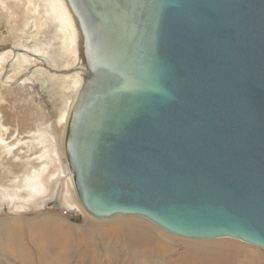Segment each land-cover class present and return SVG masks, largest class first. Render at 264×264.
Returning <instances> with one entry per match:
<instances>
[{
  "label": "water",
  "instance_id": "water-1",
  "mask_svg": "<svg viewBox=\"0 0 264 264\" xmlns=\"http://www.w3.org/2000/svg\"><path fill=\"white\" fill-rule=\"evenodd\" d=\"M63 1L83 83L60 131L84 211L264 250V0Z\"/></svg>",
  "mask_w": 264,
  "mask_h": 264
},
{
  "label": "rangeland",
  "instance_id": "rangeland-1",
  "mask_svg": "<svg viewBox=\"0 0 264 264\" xmlns=\"http://www.w3.org/2000/svg\"><path fill=\"white\" fill-rule=\"evenodd\" d=\"M18 2L19 8L10 0H0V97H4L0 99V264H206L207 254L223 243L231 245H225L227 255L235 257L230 264H264L263 249L238 240L186 239L142 217L97 220L83 210L61 152L63 146L56 140L71 100L69 86L61 85L56 76L49 82L33 74L47 69L44 55L48 52H55L50 58L57 64L67 60L64 69H68L71 48L64 55L56 37L49 36L51 26L28 13L29 3ZM7 4L10 14L6 15ZM32 22L35 26L29 31ZM27 32L33 35L28 37ZM56 34L64 37L60 29ZM54 187L57 196L52 197ZM78 215L82 222L75 219ZM132 222L153 231L156 240L149 244L146 239L144 245L136 246L135 238L145 235L140 236L138 225Z\"/></svg>",
  "mask_w": 264,
  "mask_h": 264
},
{
  "label": "bare ground",
  "instance_id": "bare-ground-1",
  "mask_svg": "<svg viewBox=\"0 0 264 264\" xmlns=\"http://www.w3.org/2000/svg\"><path fill=\"white\" fill-rule=\"evenodd\" d=\"M22 3H25L27 2V4L29 3V6H28V9H29V14L32 16L33 14L34 15H38L40 16L42 19H44L52 28V33H50L49 36L53 35L56 37V40L58 41L59 45L61 48H64L65 49V52H64V55H66V51L69 49V47L71 48V50L69 51L68 50V59H71L72 61L68 64L69 65V68L68 69H64L66 67L65 64L68 63L67 60H65L63 63H60V64H57L59 63L56 59H51L50 57L52 56H55V52H48V53H45L44 57H45V60L44 58L41 59V61L43 62V65L45 66L46 63L48 64L47 66V69H41L39 72H34L33 74L36 76V77H39V76H42L44 78L45 81H49V82H52L54 76H56L57 81H62V83H60L61 85H68L69 86V89H70V94H71V100H70V103L68 104V107H67V111H66V115L64 116V119H62V121L60 122L59 124V136L57 137V144L60 146V143H61V146H64V133L60 131V126L63 122H67L68 120V117H69V113L71 111V108L73 107L75 101H76V98H77V95H78V92L80 91L81 89V86H82V83H83V66L81 64L78 63V43H77V39H76V32H75V27H74V24L72 22V19L66 9V6L64 4V1L63 0H21ZM10 3H15L16 6L19 8L21 7L20 3L18 2V0H14V2H11L10 0ZM4 7V6H3ZM9 7L10 5L8 6V4L6 5V8H3V11H4V14H10L9 13ZM27 16V15H26ZM33 17V16H32ZM7 18H9V15L7 16ZM34 18V17H33ZM11 20V19H10ZM39 22L43 23L42 20L38 19ZM23 21V20H22ZM20 20V22H22ZM34 26H35V23L32 22L31 25L29 26L28 30L29 31H32L34 29ZM10 27H12L10 25ZM60 29L61 31H63V34H64V37L61 38V36L57 35L56 32L57 30ZM66 30H69L70 33L68 34H65V31ZM46 33V32H45ZM44 31H43V35L45 34ZM28 37L33 35V33H28ZM31 49H33L32 47H29ZM39 48L37 49H33V50H38ZM52 50V49H51ZM19 53H22V52H25L24 50H18ZM34 53V52H32ZM30 55V54H29ZM24 56V55H22ZM3 57V56H2ZM30 57V56H28ZM32 57V56H31ZM36 60V59H35ZM46 63H44V61ZM32 61V60H31ZM61 61V59H60ZM62 62V61H61ZM30 63V62H29ZM54 67V68H53ZM57 67H61V68H57ZM31 69V68H30ZM62 69V70H61ZM74 70L73 72H69L67 73L68 71L70 70ZM34 79V78H33ZM9 80V79H7ZM57 85V83H56ZM0 94H1V91H0ZM2 97H0L1 99ZM4 100V97L2 98ZM45 102V101H44ZM2 105V104H1ZM2 111V109H1ZM1 111H0V125L2 124V115H1ZM43 110L40 111V113L44 114V112H42ZM3 112V111H2ZM40 114V115H41ZM45 115V114H44ZM3 117H5V115L3 114ZM9 117V116H8ZM7 123L10 122V118H7L6 119ZM42 123V121H41ZM45 125V124H43ZM41 125V126H43ZM12 127V126H11ZM15 127V125H14ZM36 130V129H35ZM48 131V130H47ZM53 131V130H51ZM27 133V132H26ZM0 134H1V130H0ZM12 134V133H11ZM10 134V135H11ZM25 135V134H24ZM33 135V134H32ZM56 138V137H55ZM4 143V142H3ZM6 144V143H4ZM8 144V143H7ZM6 144V145H7ZM13 147V146H12ZM7 148V147H6ZM14 152V151H13ZM63 154V156L65 155L64 153V148H63V151H61ZM66 158V157H65ZM67 161V160H66ZM2 162V161H1ZM0 162V165H2ZM68 165V163H67ZM69 169V167H68ZM34 174V173H33ZM26 175V174H25ZM69 175V174H68ZM31 176V175H30ZM71 177V176H70ZM72 181V180H71ZM29 181H27L28 183ZM73 184V183H72ZM57 190L58 189H55L54 187V190H52V197H55L57 196ZM49 200V199H48ZM45 201V200H44ZM74 202V201H73ZM84 210V209H83ZM91 217V216H90ZM132 219V218H131ZM55 222V221H54ZM58 222V221H57ZM126 223V222H125ZM133 223V222H132ZM56 224V222H55ZM100 224V223H99ZM133 224H136L138 226H136L139 230V233L140 236H144V238H135L137 239V243L135 244L136 246H141V245H144L146 243V239L150 240L149 241V244L154 242V240H156L155 238H153L152 236H154L152 234V232L150 233L149 230L147 229V227H141L139 226L140 223H133ZM127 225V224H126ZM58 226V225H57ZM63 226V225H62ZM131 226V225H130ZM128 227V226H127ZM135 227V225H134ZM149 227V226H148ZM151 228V227H150ZM127 229V228H125ZM170 234V233H169ZM173 235V234H172ZM140 239V240H139ZM194 240V239H193ZM132 241V240H131ZM204 241V240H203ZM133 242V241H132ZM231 243V242H230ZM133 245V244H132ZM219 245V244H218ZM224 246L221 245V247H219V249H216L214 248L213 252H210L207 254V256L205 254H202L203 256H206V259H207V262L206 260H203L206 264H230V262H228L229 260H232V259H235L234 256H228L226 251V247L228 246H231V245H228V244H224ZM225 245H227L225 247ZM134 246V245H133ZM207 247V246H206ZM218 248V247H217ZM209 249V248H207ZM216 249V250H215ZM231 249V248H230ZM197 251V250H196ZM135 252V251H134ZM194 252V251H193ZM203 253H205L203 251ZM222 253H226L221 255ZM197 254V253H196ZM201 254V252L199 253ZM190 256V255H189ZM200 256V255H199ZM192 257V255H191ZM231 257V258H230ZM195 258V256H194ZM193 260V258H192Z\"/></svg>",
  "mask_w": 264,
  "mask_h": 264
},
{
  "label": "trees",
  "instance_id": "trees-1",
  "mask_svg": "<svg viewBox=\"0 0 264 264\" xmlns=\"http://www.w3.org/2000/svg\"><path fill=\"white\" fill-rule=\"evenodd\" d=\"M75 219L77 220V222H82V218H81V216H79V215L76 216Z\"/></svg>",
  "mask_w": 264,
  "mask_h": 264
},
{
  "label": "flooded vegetation",
  "instance_id": "flooded-vegetation-1",
  "mask_svg": "<svg viewBox=\"0 0 264 264\" xmlns=\"http://www.w3.org/2000/svg\"><path fill=\"white\" fill-rule=\"evenodd\" d=\"M3 48L0 49V52H2Z\"/></svg>",
  "mask_w": 264,
  "mask_h": 264
}]
</instances>
